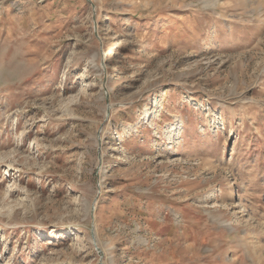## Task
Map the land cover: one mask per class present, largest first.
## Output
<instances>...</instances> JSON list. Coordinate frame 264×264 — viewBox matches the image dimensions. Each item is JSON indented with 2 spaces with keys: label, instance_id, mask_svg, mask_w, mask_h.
I'll use <instances>...</instances> for the list:
<instances>
[{
  "label": "rangeland",
  "instance_id": "rangeland-1",
  "mask_svg": "<svg viewBox=\"0 0 264 264\" xmlns=\"http://www.w3.org/2000/svg\"><path fill=\"white\" fill-rule=\"evenodd\" d=\"M0 264H264V0H0Z\"/></svg>",
  "mask_w": 264,
  "mask_h": 264
}]
</instances>
